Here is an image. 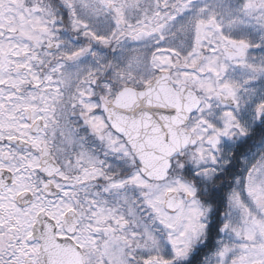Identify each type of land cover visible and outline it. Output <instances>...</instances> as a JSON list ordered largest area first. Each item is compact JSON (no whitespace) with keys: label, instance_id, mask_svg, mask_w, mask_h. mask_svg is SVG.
Segmentation results:
<instances>
[{"label":"snow or ice","instance_id":"6c2138e0","mask_svg":"<svg viewBox=\"0 0 264 264\" xmlns=\"http://www.w3.org/2000/svg\"><path fill=\"white\" fill-rule=\"evenodd\" d=\"M0 264H264V0H0Z\"/></svg>","mask_w":264,"mask_h":264}]
</instances>
